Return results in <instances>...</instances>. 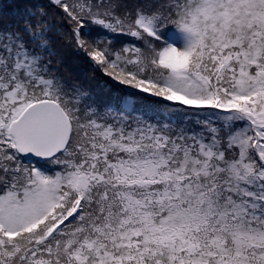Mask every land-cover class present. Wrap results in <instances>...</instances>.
I'll return each mask as SVG.
<instances>
[{
  "label": "snow or ice",
  "instance_id": "6c2138e0",
  "mask_svg": "<svg viewBox=\"0 0 264 264\" xmlns=\"http://www.w3.org/2000/svg\"><path fill=\"white\" fill-rule=\"evenodd\" d=\"M0 264H264V0H0Z\"/></svg>",
  "mask_w": 264,
  "mask_h": 264
},
{
  "label": "trees",
  "instance_id": "16d2710c",
  "mask_svg": "<svg viewBox=\"0 0 264 264\" xmlns=\"http://www.w3.org/2000/svg\"><path fill=\"white\" fill-rule=\"evenodd\" d=\"M7 8V5H5ZM131 38H127L125 43H130ZM67 55V70H64L62 74L69 80L73 82H78L80 83L83 87L86 88H92L96 89L97 88V82L92 79V74L91 73H85L84 71L81 70V66L79 65L78 58L74 57L71 55V53H66ZM101 99L107 100L110 99L108 96H101Z\"/></svg>",
  "mask_w": 264,
  "mask_h": 264
}]
</instances>
